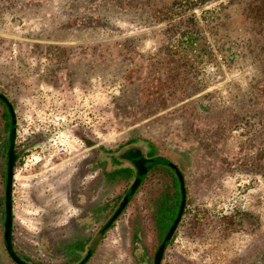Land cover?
Here are the masks:
<instances>
[{
    "label": "rangeland",
    "instance_id": "rangeland-1",
    "mask_svg": "<svg viewBox=\"0 0 264 264\" xmlns=\"http://www.w3.org/2000/svg\"><path fill=\"white\" fill-rule=\"evenodd\" d=\"M118 3L0 0V93L20 135L16 253L30 264H78L89 251L86 264H153L181 199L171 163L187 201L162 264H264V36L245 27L228 42L236 30L212 31L198 10L179 20ZM193 23L203 51L181 52ZM10 128L0 101V264H13L3 240ZM43 128L61 134L68 153L45 146L25 170L28 143L40 139L32 132ZM130 147L153 159L151 170L100 235L137 177L119 155ZM89 215L94 223L81 224Z\"/></svg>",
    "mask_w": 264,
    "mask_h": 264
},
{
    "label": "trees",
    "instance_id": "trees-1",
    "mask_svg": "<svg viewBox=\"0 0 264 264\" xmlns=\"http://www.w3.org/2000/svg\"><path fill=\"white\" fill-rule=\"evenodd\" d=\"M118 1H121V3H118L119 5H117L119 9L124 6H127V8L132 10L145 8L161 14V17L163 18L171 17L178 18L179 20H182L183 18L193 19V17H195L193 11L198 10L201 13L203 23L207 22L206 26H208V24H211L210 26L212 28V31L215 29H223V26L225 28L227 26H232V29H234L233 31L236 30V33H229V38H227L228 42H236L238 39L240 40L244 35L245 27L247 28V30H249L247 34H254L258 32L259 34L264 36V0H249L239 7H228L224 3L214 5V3L219 0ZM184 15H187L188 17H184ZM233 15L234 18L232 17ZM197 26L198 25L196 23H193V26L190 29L191 32H185L181 34L179 40L182 41L178 45L181 52L189 53L194 50L203 51L202 46H204L205 36L202 35L203 33H201V29ZM200 43L202 45H200Z\"/></svg>",
    "mask_w": 264,
    "mask_h": 264
},
{
    "label": "water",
    "instance_id": "water-1",
    "mask_svg": "<svg viewBox=\"0 0 264 264\" xmlns=\"http://www.w3.org/2000/svg\"><path fill=\"white\" fill-rule=\"evenodd\" d=\"M0 101L5 105L8 110L10 116L11 130L8 133L9 139V147L7 151V164H6V184H5V196H4V223H3V240L5 244V250L8 257L14 264H30L22 260L19 255L16 253L13 248L12 243V227H13V204H12V188H13V178H14V169L17 161L16 154V140H17V116L15 110L13 108L12 103L0 93ZM139 151H135L134 149H129L124 152L122 155V159L127 162H131L132 166L136 169L137 178L134 180L133 184L130 186L129 194L124 196L121 202L119 203L117 209L114 211L113 215L109 218L106 224L100 231V234H103L106 230H108L112 224L117 220V218L122 214L123 210L126 208L129 199L128 196H132L141 183L140 177L145 176L152 167L153 159L141 156ZM168 167L173 170L179 184L180 190V204L178 208L177 215L169 228L166 236L164 237L162 243L158 247L157 251L153 257V264H161L166 242L169 241L173 234L175 233L178 224L181 221V218L184 213V209L186 206L187 196H186V188L184 184V179L181 171L173 164L169 163ZM92 253L89 251L86 253L85 257L78 264H86L90 259Z\"/></svg>",
    "mask_w": 264,
    "mask_h": 264
},
{
    "label": "built area",
    "instance_id": "built-area-1",
    "mask_svg": "<svg viewBox=\"0 0 264 264\" xmlns=\"http://www.w3.org/2000/svg\"><path fill=\"white\" fill-rule=\"evenodd\" d=\"M34 136L31 137V140H35L36 143H42L44 146L42 148L39 147V151L30 150L25 156L22 158V167L27 169H32L33 167L39 165L42 161V151L46 146L51 151L55 152L58 156H64L68 153V143L64 140L63 137H59L61 134L57 135V131H51L48 128H43L40 132H32ZM20 135L19 130L17 131V140L19 141ZM62 138V139H61ZM17 141V142H18ZM40 141V142H39ZM20 142V141H19Z\"/></svg>",
    "mask_w": 264,
    "mask_h": 264
},
{
    "label": "flooded vegetation",
    "instance_id": "flooded-vegetation-1",
    "mask_svg": "<svg viewBox=\"0 0 264 264\" xmlns=\"http://www.w3.org/2000/svg\"><path fill=\"white\" fill-rule=\"evenodd\" d=\"M10 126H11V123H10ZM11 128H12V127H11ZM11 128H10V130H11ZM17 131H18V128H17ZM17 141H18V140H16V143H17ZM32 142H33V143H28V145H31L32 148H30L31 146H29V148L27 149L26 153H27L28 151H30V149L32 150L33 147H34L35 145H38V144H39V143L37 144L36 141H32ZM28 145H27V146H28ZM8 147H9V139H8ZM129 149H134L136 152L139 151L138 153H140L141 156L146 157V156H145V153H144V151H143V149L140 148V147H130V148H127V149H125L124 151H122L119 155L122 156L123 153L126 152V151H128ZM16 152H17V151H16ZM16 154H17V153H16ZM17 156H18V154H17ZM24 156H25V155H24ZM18 157H19V156H18ZM17 161H18V158H17ZM17 161H16V162H17ZM126 163H130V164H131V162H126ZM131 165H132V164H131ZM133 168H134V167H133ZM134 169H135V168H134ZM135 171H136V169H135ZM172 171H173V170H172ZM136 175H137V174H136ZM137 177H138V176H137ZM137 177H136V178H137ZM141 181H142V179H141ZM129 191H130V188H129ZM87 199H88V198H84V197H83V199L81 198L80 205H81L83 202H87ZM128 199H129V198H128ZM116 209H117V208H116ZM90 215H91V214H90ZM90 215H89V217H87L89 220L87 221V218L85 217V218L82 220L81 224L84 223V224H86V225H92V224L94 223L95 220H94L92 217H90ZM112 215H113V214H112ZM112 215H111V216H112ZM176 215H177V214H176ZM111 216H110V217H111ZM110 217H109V218H110ZM118 218H119V217H118ZM118 218H117V219H118ZM174 219H175V218H174ZM174 219H173V221H174ZM108 220H109V219H108ZM108 220H107V221H108ZM107 221H106V222H107ZM173 221H172V223H173ZM106 222H105V223H104L99 229H97V230L95 231V233L100 234V231H101V229L103 228V226L106 224ZM172 223H171V224H172ZM113 225H114V223L112 224V226H113ZM112 226H111V227H112ZM170 227H171V226H170ZM170 227H168V229L166 230L164 237L166 236V234H167V232H168V230H169ZM109 229H110V228H109ZM109 229H108V230H109ZM108 230H106L103 234H100V235H104ZM167 243H168V241H167L166 244H165L166 246H167ZM165 248H166V247H165ZM85 255H86V254H85ZM85 255H84V256H85ZM163 256H164V255H163ZM162 263H163V258H162L161 264H162Z\"/></svg>",
    "mask_w": 264,
    "mask_h": 264
},
{
    "label": "crops",
    "instance_id": "crops-1",
    "mask_svg": "<svg viewBox=\"0 0 264 264\" xmlns=\"http://www.w3.org/2000/svg\"><path fill=\"white\" fill-rule=\"evenodd\" d=\"M14 178H15V181L13 180V187H14V188H17L15 184L17 183V178H19V177H17V175H16ZM14 178H13V179H14ZM16 190H17V189H16ZM17 191H18V190H17ZM33 192H35V189L32 190V193H33ZM13 193H14V189H13Z\"/></svg>",
    "mask_w": 264,
    "mask_h": 264
}]
</instances>
